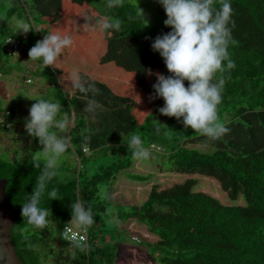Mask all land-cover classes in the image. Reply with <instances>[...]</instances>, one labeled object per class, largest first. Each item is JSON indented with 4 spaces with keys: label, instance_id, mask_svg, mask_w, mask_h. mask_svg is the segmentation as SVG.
Segmentation results:
<instances>
[{
    "label": "trees",
    "instance_id": "1",
    "mask_svg": "<svg viewBox=\"0 0 264 264\" xmlns=\"http://www.w3.org/2000/svg\"><path fill=\"white\" fill-rule=\"evenodd\" d=\"M93 1L10 0L7 16L72 37V45L57 62L40 67L34 75L60 82L62 89L56 92L60 110L81 117L78 123L74 118L73 127L83 129L81 153L85 146L90 151L108 144L128 146L129 138L139 135L144 145L161 146L175 180L164 187L152 185L143 200L136 199L141 194H132L131 200L119 193L112 186L131 166L135 157L131 149L126 158L89 176L79 171L78 176L63 178L56 169L49 189H57L60 198L48 199L45 194L42 199L41 206L56 217L55 226L47 225L45 230H50L45 232L21 216V203L32 192L45 162L0 159V178L8 179L6 196L16 216L10 234L18 257L23 264H45L50 256L55 263L73 264H264V0H231L234 23L228 52L235 67L213 78V82L225 80L217 111L229 112L230 120L224 124L230 131L218 140L186 127L183 120L167 123L159 112L163 98H151L155 73L169 74L151 43L170 27L145 24L134 3L123 0L121 6L109 9L108 0ZM213 3L218 8L221 0ZM105 17L121 21L119 30H110L111 36L97 22ZM12 29L0 37V75L21 68L5 51L7 37H18L28 55L47 34L41 31L39 37L36 30L22 34ZM73 70L80 72L87 92L74 87ZM93 83L97 94L89 87ZM71 93L74 105L68 103ZM93 98L102 105L94 114L86 111ZM6 109L11 117L12 107L0 111ZM84 113L95 117L97 127L87 125ZM126 175L135 181L150 178V174ZM103 183L110 186L101 198ZM79 199L94 217L83 249L79 246L83 244H70L60 236L73 217V202ZM112 204L122 208L113 213ZM110 215L119 219L115 226L108 222ZM97 233L103 234L101 244ZM57 243L71 251L64 256L55 248Z\"/></svg>",
    "mask_w": 264,
    "mask_h": 264
},
{
    "label": "clouds",
    "instance_id": "2",
    "mask_svg": "<svg viewBox=\"0 0 264 264\" xmlns=\"http://www.w3.org/2000/svg\"><path fill=\"white\" fill-rule=\"evenodd\" d=\"M157 2L166 13L167 18L163 23L170 26V30L157 35L152 40L151 48L159 52L169 74L155 73L156 82L152 84L154 95L151 98H163L160 113L177 119L183 117L186 127L191 126L213 140H218L230 131L218 119L217 111L222 101L225 80L220 78L213 82V78L217 72L235 67V62L228 52L232 39L230 24L234 23L231 0H221L218 8L214 6L213 0H157ZM122 3L123 0H108L107 8L119 7ZM142 13L143 10L138 8V18L145 21ZM97 22L101 30L109 36L112 35L110 30H119L121 26L119 19L110 17ZM29 30L47 31L34 27L25 19L16 20L15 33L26 34ZM72 43L70 35L47 31L44 38L29 49L28 56L32 61H40L44 69L45 66L55 64L64 49L70 47ZM71 76L75 88L81 92L88 91L81 82L78 70H73ZM185 81H188L187 86ZM89 87L94 94L99 92L94 83ZM34 98L36 102L30 107L26 128L45 145L43 151L45 163L32 192L27 193L24 202L21 203V216L26 218L30 225L43 230L49 223L51 213L49 208L41 206L42 199L45 194L48 199L60 198L57 189H49V183L56 175L58 158L69 148L68 139L57 138L56 133L50 129L55 125L61 130H66L74 121L70 120L67 114L61 119H56L60 110L59 102ZM101 107L100 102L93 98L89 100L86 111L94 114ZM127 144L135 157L144 160L149 158V150L144 147L139 135H132ZM72 210L73 218L79 225L87 227L94 223L93 213L80 199L73 202ZM79 246L81 249L84 247Z\"/></svg>",
    "mask_w": 264,
    "mask_h": 264
},
{
    "label": "rangeland",
    "instance_id": "3",
    "mask_svg": "<svg viewBox=\"0 0 264 264\" xmlns=\"http://www.w3.org/2000/svg\"><path fill=\"white\" fill-rule=\"evenodd\" d=\"M29 2V0H26ZM94 3L93 0H89ZM131 3L137 4L136 7L143 10L142 16L147 24L153 26L164 25L163 21L167 18L163 7L157 2V0H124ZM11 6L10 0H0V37L7 29H16V16L8 17L7 10ZM137 8V9H138ZM25 19V18H22ZM144 21V22H145ZM40 27V26H39ZM42 27V26H41ZM170 27V26H169ZM43 28V27H42ZM13 30V29H12ZM41 34V31H38ZM43 32V31H42ZM42 35V34H41ZM40 35V36H41ZM39 36V37H40ZM10 42V41H9ZM11 43V42H10ZM9 45V44H8ZM11 62H17L22 68H16L10 74L0 75V109L12 107L15 113V118L12 116L9 118L11 122V127L9 129H0V159L5 161H11L16 163L27 162L32 159H38L45 162L43 151L45 150V145L40 142V138L29 133L26 128L27 118L29 115L30 107L35 103V98L50 99L53 102H59L61 106V101L56 98V92L61 88L60 82L52 80L50 78L44 79L40 76L34 75V71L41 67V63L37 61H32L25 48L21 45L19 51L10 57ZM24 70V71H23ZM25 74L28 77H23ZM26 78H30V81H25ZM29 82V83H28ZM73 93L70 94L68 98V103L72 102ZM164 101L161 103L160 107L163 106ZM70 104V105H71ZM12 112V113H13ZM67 114L70 120L74 121L75 112L61 111L58 112V118L61 119ZM87 118V125L91 127L93 124L97 127V123L94 116L84 113ZM62 116V117H61ZM161 117L164 120L170 122H177L183 120V117L177 119L176 117H169L161 113ZM80 116L75 118V122L78 123ZM218 119L222 123H226L230 120L229 112H224L222 114L218 113ZM53 127L50 131L56 133L57 138H67L69 143V148L65 153H63L58 158L57 171L60 177H73L78 176V172H86L87 176L97 172L100 167L107 166L112 161L118 158H126L128 156V151L130 150L127 145L122 144H108L93 150L87 149L81 153L82 147L84 145L83 129L79 128V131H74V123L66 130H61L57 127ZM57 130V131H56ZM81 137V138H79ZM127 139V138H126ZM145 148L149 150V158L147 160L139 159L134 157L131 166L126 170L118 174L116 181L113 183V188L119 193L130 196L131 200L134 198L132 194L138 196L141 194L140 199L143 200L145 193L152 187V185L158 184L160 186H168L175 179L173 173L167 170L170 167L167 159L164 158V151H157L151 146L144 145ZM81 155L78 156L77 154ZM164 158V160H163ZM140 173V174H150V178L145 181H135L127 177L126 173ZM110 186L108 183L100 184V197H106L108 191L107 188ZM135 199V198H134ZM112 212H118L122 208L120 205H111ZM55 219L53 215L49 217V227L53 228L55 226ZM119 221L117 216L110 215L109 224L115 226ZM67 223L73 227L79 228L83 227L79 225L75 218L70 217ZM109 226V225H107ZM111 226V225H110ZM50 228L47 227L45 232H48ZM109 228V227H108ZM113 233V229L108 231L105 240L108 241ZM100 244L103 242V234L97 233ZM55 238V232H53ZM51 238V242H54ZM55 248L63 250L61 244L57 243ZM53 250V249H52ZM70 248L63 250V255L65 256ZM45 264H73L65 263L63 260H59L58 263L53 262V257L50 256L45 259Z\"/></svg>",
    "mask_w": 264,
    "mask_h": 264
},
{
    "label": "water",
    "instance_id": "4",
    "mask_svg": "<svg viewBox=\"0 0 264 264\" xmlns=\"http://www.w3.org/2000/svg\"><path fill=\"white\" fill-rule=\"evenodd\" d=\"M7 183V178H0V264H23L11 240L16 216L6 196Z\"/></svg>",
    "mask_w": 264,
    "mask_h": 264
},
{
    "label": "built area",
    "instance_id": "5",
    "mask_svg": "<svg viewBox=\"0 0 264 264\" xmlns=\"http://www.w3.org/2000/svg\"><path fill=\"white\" fill-rule=\"evenodd\" d=\"M40 35L41 34L39 33V36ZM4 45H5V51L7 52V54L9 56H14L21 47V41L18 37H7L5 39ZM9 118H10V111L8 109L0 111V121H2V123H0V127H3L4 129H9L11 127V122ZM151 147L157 151L162 150L161 146L157 144H152ZM83 150H86V148H84ZM60 236L64 241H67L70 244H83L87 246V244L89 243V234H88L87 227L85 226L76 228L66 223L62 227Z\"/></svg>",
    "mask_w": 264,
    "mask_h": 264
},
{
    "label": "crops",
    "instance_id": "6",
    "mask_svg": "<svg viewBox=\"0 0 264 264\" xmlns=\"http://www.w3.org/2000/svg\"><path fill=\"white\" fill-rule=\"evenodd\" d=\"M13 57H14V56H13ZM20 66H21V65H20ZM21 68H22V67H21ZM14 69H16V68H14ZM14 69H13L12 71H14ZM38 69H39V68H38ZM38 69H36L35 71H37ZM23 71H24V70H23ZM35 71H34V72H35ZM9 74H10V73H9ZM36 76H37V75H36ZM23 77H28V75L25 74V76H23ZM40 78H44V77H41V76H40ZM24 79H25V78H24ZM44 79H48V78H44ZM50 79H52V78H50ZM52 80L54 81V79H52ZM25 81H30V78H26ZM28 83H29V82H28ZM12 112H13V111H12ZM12 117L15 118V113H14V112L12 113ZM58 117H59V116L57 115V118H58ZM61 117H62V116H61ZM0 128H1V127H0ZM3 130H5V129H3Z\"/></svg>",
    "mask_w": 264,
    "mask_h": 264
}]
</instances>
